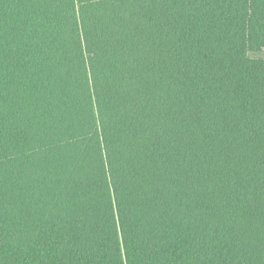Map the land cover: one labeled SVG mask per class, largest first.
Instances as JSON below:
<instances>
[{"label": "trees", "instance_id": "16d2710c", "mask_svg": "<svg viewBox=\"0 0 264 264\" xmlns=\"http://www.w3.org/2000/svg\"><path fill=\"white\" fill-rule=\"evenodd\" d=\"M264 0H0V264H264Z\"/></svg>", "mask_w": 264, "mask_h": 264}, {"label": "rangeland", "instance_id": "374dc122", "mask_svg": "<svg viewBox=\"0 0 264 264\" xmlns=\"http://www.w3.org/2000/svg\"><path fill=\"white\" fill-rule=\"evenodd\" d=\"M250 57L257 59H264V50L255 54H250Z\"/></svg>", "mask_w": 264, "mask_h": 264}]
</instances>
